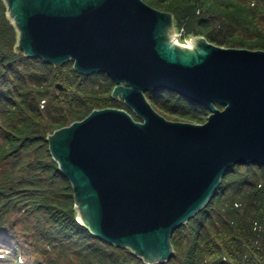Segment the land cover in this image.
I'll return each mask as SVG.
<instances>
[{"label":"water","instance_id":"95a60500","mask_svg":"<svg viewBox=\"0 0 264 264\" xmlns=\"http://www.w3.org/2000/svg\"><path fill=\"white\" fill-rule=\"evenodd\" d=\"M4 1L18 51L106 74L126 106L95 109L47 138L92 235L164 264L175 231L208 205L228 170L264 167V50L201 36L179 44L173 14L143 0ZM162 91L208 109L207 121L166 119L146 97Z\"/></svg>","mask_w":264,"mask_h":264},{"label":"trees","instance_id":"16d2710c","mask_svg":"<svg viewBox=\"0 0 264 264\" xmlns=\"http://www.w3.org/2000/svg\"><path fill=\"white\" fill-rule=\"evenodd\" d=\"M205 1H183V7L174 10L177 29L183 28L185 34L192 32L187 20L196 11L204 9ZM224 1L226 4L223 6L237 5L242 12V15L219 12L220 18L227 20L228 28L232 27L233 21L246 25L249 20L257 19L258 12L259 17L264 16V9L259 10L260 6L264 7V0H241L244 4L235 0ZM246 2L249 6H245ZM200 29L198 34H203L204 28ZM208 37V41L220 42L211 34ZM18 40V30L8 18L7 5L0 0V264H148L130 248L109 244L78 222L72 186L60 172L49 150L47 138L51 133H42V124L31 121V116L36 119L42 117L45 104L49 110L51 103L59 102L61 98L65 100L63 109L48 119L50 124L44 128L53 129L51 122H62L59 127H64L83 111L89 115L96 106H91L94 102L84 103L77 97L67 101V94L57 91L55 85L60 82L67 89H72L71 82H77L71 75L85 81L90 75L75 71L73 62L54 66L41 59L30 58L16 49ZM93 76L115 84L106 74ZM79 86L83 85L80 83ZM31 93H35L33 98ZM146 97L154 107L164 112L190 115L192 118L210 114L208 109L175 92L148 93ZM72 99L77 104H72ZM108 100L109 103L117 101L111 94L109 99L99 101V105L105 103L106 107ZM123 107L126 108L124 102ZM29 153H34L35 162L30 160ZM250 165L264 170L263 166ZM237 166L225 173L221 186L208 205L175 231L171 238L174 255L164 264H232L231 261H236L234 264H264V215L260 214L264 207L255 202L254 192L245 193L243 198H226L227 176ZM42 172L52 181L50 185L41 181ZM31 212L42 213V221L49 229L32 227ZM250 220H258L260 231L254 230V225L248 223ZM185 231L190 232L189 237ZM47 248L55 251L57 257L28 259L32 254L45 255ZM244 256L247 262H242Z\"/></svg>","mask_w":264,"mask_h":264},{"label":"rangeland","instance_id":"374dc122","mask_svg":"<svg viewBox=\"0 0 264 264\" xmlns=\"http://www.w3.org/2000/svg\"><path fill=\"white\" fill-rule=\"evenodd\" d=\"M146 4L149 6L163 11V12H168L173 14L174 16V10L178 8H182L184 3L183 1L186 0H164L162 2H158L156 0H143ZM195 1V0H193ZM237 2H241L244 4L241 0H235ZM216 3L212 0H206L204 3V9L200 10L199 12H195L191 17L188 18L187 24L188 27L190 26V29L192 32H189L188 34H185L184 29L175 26L176 22L174 20L173 23V28H174V33L175 37H179L181 41L184 43L186 40H191L192 38L195 37H200L198 35H203L201 37H204L209 40L208 35H212L216 39L220 40V42H212L215 45H218L220 47L224 48H243V49H248V50H264V16L263 18L259 17L260 13H256L257 19H253L252 21H248V23L239 24L238 21H233L231 23L230 28L227 27L228 23L227 20H223L224 18H220L219 12H222L224 14H241L242 12L239 8V6H223L226 3L224 0H215ZM183 3V4H182ZM220 4V5H219ZM245 6H249L248 2L245 3ZM264 7H259V10H263ZM223 14V15H224ZM201 26V27H199ZM200 28H204V33L203 34H198L201 32ZM222 40V41H221ZM244 41V42H241ZM252 44H254L252 46ZM72 80H74L77 83L72 84V89H67V91H59L61 93H66V99L67 101L71 100L70 98L77 97L80 99H83L82 102H94L91 104V106L94 109H102V108H108V107H114V108H120V109H126L123 107V101L117 100L116 102H110L108 100V105L105 107V103L103 105H99V101L101 100H107L109 99L110 95L112 94L116 84L109 83L107 80H105L103 77H98L95 78V76L90 75L89 81L88 80H82L81 77H77L75 75H71ZM93 76V77H92ZM60 83V82H59ZM81 85L83 86H79ZM69 90V91H68ZM58 91V89H57ZM35 96V93H31V97L33 98ZM69 97V98H68ZM46 100V99H45ZM45 100L42 101V103H45ZM47 101V100H46ZM149 101V99H148ZM150 102V101H149ZM65 103V100L61 98L59 102L53 101L51 103V107L48 110L47 104L46 107L42 110L43 115L40 118V116L36 119L32 117L31 115V121H36L40 122L41 128L40 130L42 133H53L55 130L60 129L62 127L61 124L62 122L59 123H52V128H44V125L50 124L48 122V119H52L53 117L57 116L63 109V104ZM72 104H77L74 99H72ZM110 104V105H109ZM152 105V104H151ZM73 106V105H70ZM153 106V105H152ZM43 108V105L41 106ZM154 107V106H153ZM93 109V110H94ZM154 109L164 116L166 119L171 120V121H180V122H189V123H195V124H204L207 121V118L209 115H202L199 114V116H196L192 118L190 115H180V114H172L170 112H164V110H161L158 107H154ZM85 111H83L82 115L70 119L68 121L67 125H70L71 123L75 121L82 120L85 118V115H87ZM33 119V120H32ZM64 124V126H67ZM34 127V126H33ZM58 127V128H57ZM29 158L31 161L35 162L36 161V156L34 153H29ZM256 166L252 165H238L236 167V170L231 172L227 176V182H228V188L226 192V198H243L248 192L253 193V196L255 198V202H260V204L264 207V170L261 169H255ZM43 173V172H42ZM41 181H43L44 185H50L52 183L51 180H48V177L42 174ZM222 183V182H221ZM221 186V184H220ZM246 193V194H245ZM74 203V201H73ZM261 212V211H260ZM259 212V213H260ZM259 213H256L257 215ZM261 215H264V209L260 213ZM42 213H35L32 214V212L29 214L30 216V221L32 222V227H39L41 229H49L48 225L44 223L43 218H42ZM78 220V216H77ZM252 222V223H250ZM248 222L249 224L254 225V230L255 231H260L261 226L259 225L258 220H253ZM257 222V223H255ZM247 223V224H248ZM264 228V227H263ZM36 229V228H35ZM258 229V230H256ZM186 235L190 234V232L185 231ZM189 237V235H188ZM262 239V238H259ZM55 242H57V239L54 238ZM263 240V239H262ZM172 243V239H171ZM173 245V243H172ZM183 250H187L185 246H180ZM174 248V245H173ZM49 248L46 249V254L45 255H39V254H32V256H28V259H35V258H40V259H53L56 258V253L55 251L51 252L52 250H48ZM248 260L246 259V256H244V260L242 262H247ZM232 264L236 263V261H231Z\"/></svg>","mask_w":264,"mask_h":264},{"label":"bare ground","instance_id":"6f19581e","mask_svg":"<svg viewBox=\"0 0 264 264\" xmlns=\"http://www.w3.org/2000/svg\"><path fill=\"white\" fill-rule=\"evenodd\" d=\"M176 39H177L179 44L183 43L179 37H176ZM189 41H191V40H186L184 43L189 42Z\"/></svg>","mask_w":264,"mask_h":264}]
</instances>
